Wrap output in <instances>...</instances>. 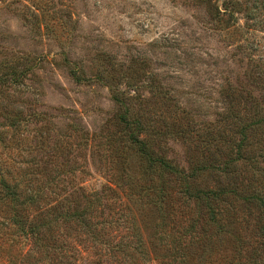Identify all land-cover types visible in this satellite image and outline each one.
<instances>
[{
  "label": "rangeland",
  "instance_id": "obj_1",
  "mask_svg": "<svg viewBox=\"0 0 264 264\" xmlns=\"http://www.w3.org/2000/svg\"><path fill=\"white\" fill-rule=\"evenodd\" d=\"M0 77L17 79L0 86V169L32 179L47 207L92 204L91 229L56 224L52 241L71 249L72 264H129L109 248L126 242L132 223L149 251L137 264H172L174 252L189 264H248L253 254L264 264L263 212L234 196L229 233L204 226L172 177L174 217L162 236L179 244L165 254L149 205L130 195L147 177L115 140L114 101L184 173L203 167L198 187L262 191L264 126L247 130L249 147L237 144L239 125L264 120V0H0ZM229 111L234 124L223 121ZM191 219L207 244L183 249Z\"/></svg>",
  "mask_w": 264,
  "mask_h": 264
},
{
  "label": "trees",
  "instance_id": "obj_2",
  "mask_svg": "<svg viewBox=\"0 0 264 264\" xmlns=\"http://www.w3.org/2000/svg\"><path fill=\"white\" fill-rule=\"evenodd\" d=\"M10 80L15 82L17 79L0 77V86L7 84ZM114 101L122 109L117 117L121 133L115 140L133 153L138 164L137 178L147 177V183L138 187L137 190L135 189L130 195L133 196L134 201H144V204L149 205L150 215L148 220L152 224L154 232H161L157 240L159 245L163 247L165 254L174 251L175 247H172V245L179 244L169 241L165 243L166 236H162L165 228L171 225L174 217V215H171L172 213H169L171 196L167 179L170 177L178 178L181 181L182 188L179 189V193L181 192L187 201H193L196 207L204 212V226H216L222 229V232H226L233 224L232 220L229 222V208L233 206L234 196L242 199L245 203L253 205L256 210L264 214V185L262 191L252 190L244 197L241 196L239 189L231 187L217 186L214 189L198 187L194 184V180L203 171V167L193 166L187 173H184L182 169L166 159L164 155L153 149L151 146L153 130L141 123L138 118L131 119L129 110L120 99L115 97ZM227 120H230L233 124L235 123L236 115L233 111H229L224 116L223 121L227 122ZM254 126H264V120L238 126L239 136L241 137L237 144L238 151L243 150L246 146L249 147L247 130ZM147 131H150V136L147 135ZM261 158L264 159V155ZM232 162H236V160L232 159ZM32 164L36 166V163ZM227 169V164H225L220 172ZM261 173L264 179V169H261ZM31 185L32 179L25 183L22 178L13 177L8 171L0 169V208L2 209L0 213V264H72L73 253L71 249H64V243H58L56 240L52 241L57 227L56 224L58 221L64 223L75 222V225L84 227V229H91L92 225L89 223L88 217L91 212L88 210L92 204L89 203L87 208H82L79 211L76 209V205L68 203H58L56 206L47 207L44 205L41 191L33 189ZM97 195L93 194L92 197L97 199ZM142 220L145 223L148 221ZM224 220L229 223L226 228L224 227ZM76 221H78L77 224ZM197 223L198 220L191 219L190 224L182 227L183 239L185 237L189 239L186 242L183 241V249H188L187 246L190 244L193 247L194 243H203L200 245L202 247L207 244L203 237L196 235ZM204 226L200 228L203 232L206 231ZM174 228L176 227L174 226ZM261 230L264 231L262 228ZM95 236L97 235L94 233L93 238ZM128 236L126 242L122 240L118 245L109 248V252L121 258H128L129 264L132 261L137 264L138 259L146 262L149 259V251L146 248L141 229L132 223V232ZM100 237L98 236L95 241L101 243ZM194 239H196L195 242L191 243ZM127 240L129 241L127 242ZM167 244L169 248L166 247ZM260 244L264 245V241ZM175 255L176 252L173 256L175 257ZM174 257L170 260V263L189 264L186 255L180 256L178 260ZM249 260L248 264H263L261 260L257 261L254 254L249 257Z\"/></svg>",
  "mask_w": 264,
  "mask_h": 264
}]
</instances>
